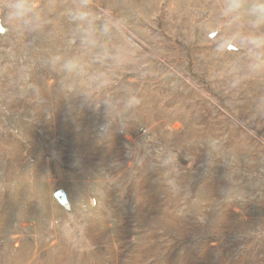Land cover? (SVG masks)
<instances>
[{
	"label": "rangeland",
	"instance_id": "374dc122",
	"mask_svg": "<svg viewBox=\"0 0 264 264\" xmlns=\"http://www.w3.org/2000/svg\"><path fill=\"white\" fill-rule=\"evenodd\" d=\"M258 2L0 0V264H264Z\"/></svg>",
	"mask_w": 264,
	"mask_h": 264
},
{
	"label": "water",
	"instance_id": "95a60500",
	"mask_svg": "<svg viewBox=\"0 0 264 264\" xmlns=\"http://www.w3.org/2000/svg\"><path fill=\"white\" fill-rule=\"evenodd\" d=\"M3 31H4V29L2 28L1 21H0V33H2ZM53 196L57 200L59 205H61L66 211L70 210V205H69V202L67 200L66 194L62 189H57L54 192Z\"/></svg>",
	"mask_w": 264,
	"mask_h": 264
},
{
	"label": "trees",
	"instance_id": "16d2710c",
	"mask_svg": "<svg viewBox=\"0 0 264 264\" xmlns=\"http://www.w3.org/2000/svg\"><path fill=\"white\" fill-rule=\"evenodd\" d=\"M173 122H174V121H173ZM178 122L180 123L181 127L178 128V129H176V130H172V129H170V130H171V132H172L173 134H175V135H177V136H181V135H183V132L186 131L187 121L184 120V121H178ZM186 140H187V139H186Z\"/></svg>",
	"mask_w": 264,
	"mask_h": 264
},
{
	"label": "crops",
	"instance_id": "0c3cea01",
	"mask_svg": "<svg viewBox=\"0 0 264 264\" xmlns=\"http://www.w3.org/2000/svg\"><path fill=\"white\" fill-rule=\"evenodd\" d=\"M262 4V6L264 5V2H262L261 0H259L258 4ZM257 21H261V22H264V18H259Z\"/></svg>",
	"mask_w": 264,
	"mask_h": 264
}]
</instances>
